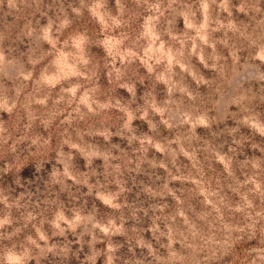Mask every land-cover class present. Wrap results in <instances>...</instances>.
Segmentation results:
<instances>
[{
	"label": "clouds",
	"instance_id": "obj_1",
	"mask_svg": "<svg viewBox=\"0 0 264 264\" xmlns=\"http://www.w3.org/2000/svg\"><path fill=\"white\" fill-rule=\"evenodd\" d=\"M0 264H264V0H0Z\"/></svg>",
	"mask_w": 264,
	"mask_h": 264
}]
</instances>
